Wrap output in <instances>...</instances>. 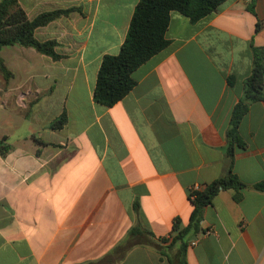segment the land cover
<instances>
[{
	"label": "crops",
	"instance_id": "obj_1",
	"mask_svg": "<svg viewBox=\"0 0 264 264\" xmlns=\"http://www.w3.org/2000/svg\"><path fill=\"white\" fill-rule=\"evenodd\" d=\"M140 1L20 0L29 19L78 10L36 31L63 59L1 51L12 76L0 73V141L10 146L0 155V264H264V191L255 189L264 101L240 126L247 147L232 171L247 185L241 200L219 193L184 258L173 243L175 222L189 225L191 189L228 170L231 114L253 48L264 49V0H227L196 23L172 12L168 47L134 72L122 101L100 106L102 60L120 52ZM64 112L66 126L52 130Z\"/></svg>",
	"mask_w": 264,
	"mask_h": 264
},
{
	"label": "trees",
	"instance_id": "obj_2",
	"mask_svg": "<svg viewBox=\"0 0 264 264\" xmlns=\"http://www.w3.org/2000/svg\"><path fill=\"white\" fill-rule=\"evenodd\" d=\"M227 0H141L131 21L129 33L125 43L117 55L104 56L96 81L93 99L96 104L111 108L122 101L136 86L134 72L147 63L155 55L162 52L169 45L166 33L170 24L171 13L176 11L191 22L196 23L215 12ZM76 7L67 10H55L29 19L20 0H1L0 2V73L6 80L12 76L1 57V51L8 46L34 48L38 53L50 57L54 61L64 58L57 52L59 43L55 40L40 41L36 31L46 27L58 19L68 16ZM229 82L232 85L233 80ZM264 49L253 48V67L251 75L244 81L243 96L234 106L229 128L226 133L227 146L225 155L228 160V170L225 175L204 186L190 191V201L193 206L190 222L187 227L180 229L177 220L173 232L178 235L173 239L180 243V251L184 258L188 240L201 232V221L204 209L211 205L222 191L234 190V200H241L240 191L247 188L234 173L233 162L238 150L247 147L241 137L240 126L248 114L250 107L259 101H264ZM68 122L66 112L52 124V130H62ZM0 141V155L5 156L10 146ZM38 144H43L36 140ZM264 191V183L255 186ZM141 228L133 229L131 237L143 234ZM148 233V232H146ZM151 235L150 233H148ZM169 239H163L166 242Z\"/></svg>",
	"mask_w": 264,
	"mask_h": 264
},
{
	"label": "water",
	"instance_id": "obj_3",
	"mask_svg": "<svg viewBox=\"0 0 264 264\" xmlns=\"http://www.w3.org/2000/svg\"><path fill=\"white\" fill-rule=\"evenodd\" d=\"M263 92H264V90H263Z\"/></svg>",
	"mask_w": 264,
	"mask_h": 264
}]
</instances>
